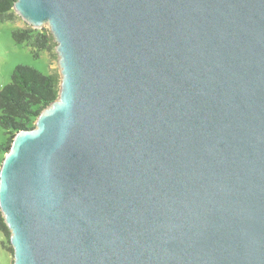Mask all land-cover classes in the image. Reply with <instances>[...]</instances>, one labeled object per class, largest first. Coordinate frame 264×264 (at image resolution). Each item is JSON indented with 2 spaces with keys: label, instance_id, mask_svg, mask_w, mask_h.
<instances>
[{
  "label": "water",
  "instance_id": "water-1",
  "mask_svg": "<svg viewBox=\"0 0 264 264\" xmlns=\"http://www.w3.org/2000/svg\"><path fill=\"white\" fill-rule=\"evenodd\" d=\"M57 98L0 167L13 264H264V0H16Z\"/></svg>",
  "mask_w": 264,
  "mask_h": 264
},
{
  "label": "trees",
  "instance_id": "trees-1",
  "mask_svg": "<svg viewBox=\"0 0 264 264\" xmlns=\"http://www.w3.org/2000/svg\"><path fill=\"white\" fill-rule=\"evenodd\" d=\"M15 1L0 0V21L16 18L13 9ZM13 37L16 42L26 43L32 47L35 57H39L44 50L52 51L53 47H56L49 29L16 28L13 30ZM59 85L60 74L58 70L47 75L28 65H18L15 68L11 82L0 91V125L4 129L14 132L7 142L0 145L1 150L9 151L17 131L30 129L34 126H31L32 120L57 98ZM0 230L4 234L3 247L6 250L8 247L14 254L10 242V230L1 211Z\"/></svg>",
  "mask_w": 264,
  "mask_h": 264
},
{
  "label": "rangeland",
  "instance_id": "rangeland-1",
  "mask_svg": "<svg viewBox=\"0 0 264 264\" xmlns=\"http://www.w3.org/2000/svg\"><path fill=\"white\" fill-rule=\"evenodd\" d=\"M14 20L0 21V91L12 80V74L18 65H28L41 71L43 74H51L52 71L58 70L57 52L53 47L52 51L44 50L39 57H35L32 47L26 43H18L13 37V30L16 28L32 27L16 12ZM49 29L47 25L42 28ZM53 54H56L55 56ZM59 71V70H58ZM1 115V111H0ZM32 120V125L35 123ZM14 132L4 129L0 125V145L7 142L8 138ZM6 151L0 149V167ZM4 234L0 230V264H13L14 254L3 247ZM9 252V253H8Z\"/></svg>",
  "mask_w": 264,
  "mask_h": 264
}]
</instances>
